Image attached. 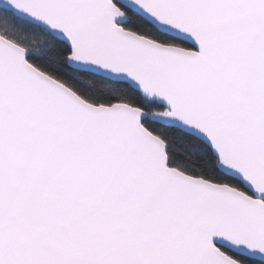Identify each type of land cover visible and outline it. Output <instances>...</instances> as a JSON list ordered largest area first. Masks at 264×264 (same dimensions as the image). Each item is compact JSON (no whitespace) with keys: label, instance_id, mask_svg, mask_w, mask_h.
Returning a JSON list of instances; mask_svg holds the SVG:
<instances>
[{"label":"snow or ice","instance_id":"obj_1","mask_svg":"<svg viewBox=\"0 0 264 264\" xmlns=\"http://www.w3.org/2000/svg\"><path fill=\"white\" fill-rule=\"evenodd\" d=\"M0 264H264V0H0Z\"/></svg>","mask_w":264,"mask_h":264},{"label":"trees","instance_id":"obj_2","mask_svg":"<svg viewBox=\"0 0 264 264\" xmlns=\"http://www.w3.org/2000/svg\"><path fill=\"white\" fill-rule=\"evenodd\" d=\"M14 34L35 54H39L55 45L54 38L50 33L47 31H34L26 24L17 25Z\"/></svg>","mask_w":264,"mask_h":264}]
</instances>
